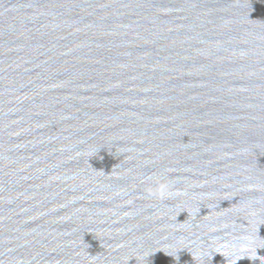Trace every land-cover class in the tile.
<instances>
[{"label": "water", "instance_id": "1", "mask_svg": "<svg viewBox=\"0 0 264 264\" xmlns=\"http://www.w3.org/2000/svg\"><path fill=\"white\" fill-rule=\"evenodd\" d=\"M0 264H264V0H0Z\"/></svg>", "mask_w": 264, "mask_h": 264}, {"label": "clouds", "instance_id": "2", "mask_svg": "<svg viewBox=\"0 0 264 264\" xmlns=\"http://www.w3.org/2000/svg\"><path fill=\"white\" fill-rule=\"evenodd\" d=\"M250 259L254 260V259H255V257H250Z\"/></svg>", "mask_w": 264, "mask_h": 264}]
</instances>
